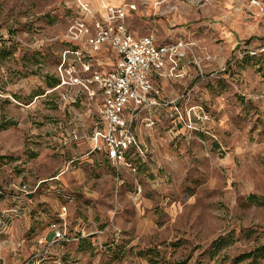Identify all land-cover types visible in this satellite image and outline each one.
Masks as SVG:
<instances>
[{
    "label": "rangeland",
    "instance_id": "rangeland-1",
    "mask_svg": "<svg viewBox=\"0 0 264 264\" xmlns=\"http://www.w3.org/2000/svg\"><path fill=\"white\" fill-rule=\"evenodd\" d=\"M78 1L0 0V264L30 258L58 191L73 197L68 229L85 235L54 249V264H264V11L254 0H81L97 14L134 5L135 36L195 39L214 58L203 77L192 66L161 82L178 107L137 123L146 153L133 171L91 152L85 93L52 91Z\"/></svg>",
    "mask_w": 264,
    "mask_h": 264
},
{
    "label": "built area",
    "instance_id": "built-area-1",
    "mask_svg": "<svg viewBox=\"0 0 264 264\" xmlns=\"http://www.w3.org/2000/svg\"><path fill=\"white\" fill-rule=\"evenodd\" d=\"M253 5L264 11L261 2L254 0ZM135 9L134 5H107L103 13L97 14L89 2L79 0L78 15L65 33L67 47L57 65L59 83L52 89L79 88L86 94L83 104L93 105L96 114L88 135L91 152L103 155L117 170L133 171L132 158L146 153L134 131L136 122L145 115V125L151 126L152 110L178 107V98L167 99L157 79L185 74L177 72L182 62L183 67L193 66L203 77L214 61L213 55L195 39L160 43L153 35L134 36L126 19ZM104 50L114 54V61L98 59ZM249 53L254 55L256 51ZM108 64L111 68L106 70L103 66ZM229 64L221 70L225 71ZM42 182L33 188L27 184L18 188L29 195ZM58 194L62 202L57 215L49 221L47 234L37 239L33 254L21 264H54V249L61 250L85 235L83 230L77 233L67 227L72 195L61 191ZM67 264L80 262L72 260Z\"/></svg>",
    "mask_w": 264,
    "mask_h": 264
},
{
    "label": "crops",
    "instance_id": "crops-1",
    "mask_svg": "<svg viewBox=\"0 0 264 264\" xmlns=\"http://www.w3.org/2000/svg\"><path fill=\"white\" fill-rule=\"evenodd\" d=\"M107 2H112V3H118L117 2V0H106ZM116 6H119V5H116ZM134 35V34H133ZM135 36V35H134ZM136 37H143V36H136ZM177 39H181V38H174V39H171V41H174V40H177ZM171 41H169V42H171ZM235 47V46H234ZM183 65H184V63L182 62L181 63V66H180V68L178 69V71L177 72H182V71H184L185 72V74H183L182 76H179V77H173V78H166V79H157V83L159 84V85H161V82L163 81H165V80H174V81H179V80H181V79H184L186 76H187V73H188V71L190 70V68L192 67V66H186V67H183ZM212 67V66H211ZM196 69V68H195ZM199 76V75H198ZM189 79L191 80L192 78L191 77H189ZM164 96L167 98V99H171L172 97L171 96H168V95H166V94H164ZM166 108V107H165ZM165 108H161V109H156V110H152V112H151V117L153 116V115H155L158 111L159 112H161L163 109H165ZM144 117H145V115H144ZM141 120V118L136 122V125H135V134H136V136H137V132H136V127H137V123L139 122ZM143 120H144V118H143ZM137 138H138V136H137Z\"/></svg>",
    "mask_w": 264,
    "mask_h": 264
},
{
    "label": "trees",
    "instance_id": "trees-1",
    "mask_svg": "<svg viewBox=\"0 0 264 264\" xmlns=\"http://www.w3.org/2000/svg\"><path fill=\"white\" fill-rule=\"evenodd\" d=\"M58 83H59V80L57 81L56 85H57ZM56 85H55V86H56ZM55 86H54V87H55Z\"/></svg>",
    "mask_w": 264,
    "mask_h": 264
},
{
    "label": "bare ground",
    "instance_id": "bare-ground-1",
    "mask_svg": "<svg viewBox=\"0 0 264 264\" xmlns=\"http://www.w3.org/2000/svg\"><path fill=\"white\" fill-rule=\"evenodd\" d=\"M105 2H107V1H105ZM102 10V9H101Z\"/></svg>",
    "mask_w": 264,
    "mask_h": 264
}]
</instances>
